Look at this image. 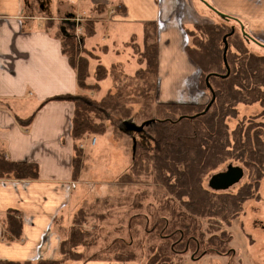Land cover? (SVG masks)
<instances>
[{
  "label": "crops",
  "instance_id": "1",
  "mask_svg": "<svg viewBox=\"0 0 264 264\" xmlns=\"http://www.w3.org/2000/svg\"><path fill=\"white\" fill-rule=\"evenodd\" d=\"M31 1L0 0V147L9 161L35 163L38 167L36 180L0 179V261L8 262L56 258L61 238L54 229L55 220L71 205L77 184L72 177L70 135L74 105L72 100H59L79 94L76 74L62 54L60 41L54 35L56 29L41 24L45 19L33 14ZM203 1L233 19L249 37L264 46V0ZM34 2L41 13L47 11L50 15L54 6L56 16L67 10L79 13L86 6L105 5L108 28L115 29L117 37L129 30L121 43L136 36V29L140 28L142 35L143 25L157 24V102L201 105L208 100L209 95L198 87L201 71L186 52V31L210 18L202 16L200 5L214 13L201 1L200 5L193 0ZM58 4L63 6L58 8ZM111 5H122L124 11L110 10ZM253 45L264 52V48ZM94 55L98 57L94 61L100 63L101 56ZM30 117L28 126L17 121ZM14 211L22 223L19 240L11 239L6 232V216Z\"/></svg>",
  "mask_w": 264,
  "mask_h": 264
},
{
  "label": "rangeland",
  "instance_id": "2",
  "mask_svg": "<svg viewBox=\"0 0 264 264\" xmlns=\"http://www.w3.org/2000/svg\"><path fill=\"white\" fill-rule=\"evenodd\" d=\"M193 1L195 4L200 5L199 0ZM30 3L33 14L40 19H45L41 21L44 27H53L58 33H61L60 28L64 27L70 36H74L77 46L79 44L84 49L83 51L88 53L86 50L88 49L91 50V53L101 56L100 63L108 70V76L100 83V92L98 94L84 92L87 97L91 100L100 99L109 92L111 95H118L127 110L126 118L112 116L110 113H105L104 115L101 111L100 113L104 117L102 124L103 131L96 136L88 135L79 144V148L82 146L83 161L78 176L75 178L77 184L73 192L72 202L63 211L61 218L57 219L54 226L61 241L68 236V229L72 227L73 214L80 208H84L85 212L89 213L88 219H84L85 224L78 226L81 231H86L85 233L88 234L83 245L76 248V251L82 254L78 262L115 261L120 263L148 264L149 257L152 254L160 253L161 245L163 251H166V257L169 258L171 264H227L228 262L231 264H264V169L262 175L259 177L255 171L253 172L249 169L244 158L239 160L229 159L218 164L214 170L202 177L201 185L207 190L209 177L217 172L224 171L228 165L238 166L243 169L244 175L239 183L226 191H218L221 194H235L242 189L250 188L253 194L252 199L250 198L243 202L240 213L229 224H218L214 221H209L207 218H190L188 216L189 209H186L188 199L184 197L178 202L176 206L178 208L177 212L190 219L187 221L188 227L191 229L190 232L194 233L195 237L198 238L195 244L202 245L201 250L206 251L203 252L205 256L199 261L192 260L191 257H198L202 253L201 251H195L194 254L190 251L180 253L179 255L171 254L172 251L169 250L171 246L169 245L177 244H172L171 241L166 240V230L159 228L157 231L158 221L156 218L162 215L169 218L168 213L170 212L167 210L169 208L168 204L166 207L163 204L160 205V196L163 194L167 195L163 186L156 185L153 181L147 180L144 175L140 178L134 177L132 182L128 183L123 180L124 175L131 173L130 169L133 165V158L142 150L152 152L156 149L158 145L157 137L161 135L160 125H156V123L145 128V132H147L150 138L147 141L146 148H144V140L142 142L139 139L140 136L133 135L135 137L134 152L132 150V137L119 130L123 127L122 123L126 121L140 125L147 120L160 119L157 114L152 112L156 105L162 104L156 100L157 74L154 82H152V79L146 81V83L141 79H134L138 68L136 63L137 56L134 54V50L136 44L140 49L142 48L140 28L134 30L137 32L135 33V38L131 39L132 36H130L125 43H121L124 42L129 30H124L123 34L117 37V33L114 32L115 29L111 31L107 26V12L103 14L99 13L95 10L96 5L83 7V10L79 11V13L67 10L56 16L54 6L51 8L52 15H50L46 13L47 11L41 13L34 0ZM114 5L110 6V10L114 8ZM61 6L63 5L58 4V8ZM200 7L202 9V16L208 15L210 18L209 22L207 21L206 23H204L205 19L203 18V24L198 25L223 23L226 25L214 13L201 5ZM64 23H69V25L64 26ZM74 24L75 26H73ZM91 25L94 28V34L88 38ZM228 25H232L239 32L237 24L229 21ZM130 30L132 31L133 29ZM189 31H192V35H196V38L199 36L195 27L190 28ZM194 36L193 38H195ZM193 38L187 37V43H191ZM253 44L251 42L245 43L248 51L257 56L264 57V52L255 48L256 46ZM233 51H235V47L230 46L229 52ZM103 52H110V54ZM114 54L118 55V57L114 56ZM86 58L89 60L87 54ZM189 59L192 61L190 57ZM100 63L90 60L89 77L87 79L89 84L94 83V68ZM111 63L113 64L112 66ZM194 64L200 70L199 66L196 63ZM146 88L148 89L147 92H145ZM262 90L264 92V88ZM205 92L209 95L206 103L194 106L205 107L207 105L211 99V95L209 91ZM145 99H147V102L144 101ZM262 111L259 103L249 105L239 104L236 106L235 116L227 118L226 124L231 154L236 149V144L242 143V146L253 145L255 147V131H258L260 135L259 141L264 146V117H262ZM163 117L165 116H162L161 119ZM174 118H177V116ZM249 128L252 130L249 131L247 136L246 132ZM103 202H105V206L102 205ZM136 205L145 209L133 211L132 206L137 207ZM92 213L93 216L90 217ZM146 216L149 220L145 219L143 221L142 219ZM158 232L159 234L153 235V233ZM222 234L225 236L222 237ZM219 236L221 237L219 238ZM193 244V241H186L183 245ZM209 245H223L222 251L224 253L227 250L229 252L232 250L234 255H231V253L228 255H216L208 252L207 247ZM58 249L59 245L55 260L60 259ZM131 255H135V257L131 258ZM69 263L72 262L64 264Z\"/></svg>",
  "mask_w": 264,
  "mask_h": 264
},
{
  "label": "trees",
  "instance_id": "3",
  "mask_svg": "<svg viewBox=\"0 0 264 264\" xmlns=\"http://www.w3.org/2000/svg\"><path fill=\"white\" fill-rule=\"evenodd\" d=\"M95 10L103 14L108 11V7L96 5ZM112 10L120 12L124 10V7L118 5ZM232 20H223L226 25L224 23L195 25V30L199 35L197 38L196 35H192V31H186L187 37H195L191 43L187 44L186 52L200 68L199 88L203 91H208L205 78L209 76L208 82L214 94V102L210 108L203 115L188 119L187 117L202 113L205 107L184 104L156 105L152 112L160 118L155 121L156 125H160L161 129V135L157 137V148L152 152L144 150L139 152L133 158L131 173L123 176V180L128 183L132 182L134 177L140 178L144 175L147 180L163 186L167 195L163 194L160 196V205L163 204L166 207L168 204L169 208L167 210L170 212L168 213L169 218L165 215L156 218L158 221L157 231L159 228L166 230V240L171 241L172 244H177L169 245L171 246L169 249L172 251L171 254L179 255L180 253H187V251L193 254L195 251L206 252L201 250L202 245L195 244L198 238L195 237L194 233L190 232L191 229L187 223L190 219L177 212L178 208L176 206L182 198L186 197L188 199L186 209L190 210H188L190 218H207L209 221H214L218 224H229L240 213L243 202L252 198L253 194L250 188L242 189L235 194H221L218 191L204 189L201 182L205 174L214 170L218 164L225 160H239L242 158L247 162L249 169L253 172L255 171L257 176L260 177L263 173L264 146L259 141L260 135L258 131L254 133L255 147L253 145L242 146V143L236 144L237 147L234 149L233 154H231L232 152L229 149L226 120L235 116L237 105L259 103L263 110L262 117H264V92L262 90L264 88V57L248 51L245 45L247 43L246 39L241 35L240 28L238 32L232 25H228V22ZM92 25L87 37H91L94 34ZM232 28L234 32L226 40L228 46L226 62L229 73L225 78H220L218 76L226 75L222 60V39L225 35L230 34ZM156 31L157 24L147 23L143 25L142 48L140 49L136 44L135 50L133 49L135 51L134 54L137 56L136 63L138 65L134 79H141L144 83L150 81V79L154 82L157 74ZM54 35L60 41L62 54L75 71L79 90L77 95L59 98V100H72L74 105L70 135L73 142L72 177L75 180L83 161L82 146L79 148V144L88 135L96 136L103 131L104 117L100 112L102 111L104 115L105 113H110L112 116L126 118L127 110L120 97L111 95L109 92L100 99L91 100L87 97L84 92L96 94L100 92L99 83L106 79L108 70L98 64L94 72V83L89 84L87 82L89 62L90 60H98V57L90 51L88 53L83 51L84 49L79 44L78 49L74 36L69 34L67 36L61 35L57 30ZM133 38L135 36L131 37V39ZM230 46L235 47V51L229 52ZM86 54L89 60L86 58ZM147 91L148 89L146 88L145 92ZM146 100L144 101L147 102ZM162 116L165 117L161 119ZM175 116L177 118H174ZM181 117L183 118L178 120ZM31 120L32 117L25 121H17L20 125L28 126ZM250 130L252 129L249 128L246 132L247 136ZM37 178L38 167L35 163L11 162L6 158L3 149L0 147L1 180H36ZM102 205L105 206V202ZM143 209L145 208L141 206H132L133 211H141ZM15 214V211L9 212L6 216V232L11 239L19 240L21 238L22 223L20 216ZM92 216L93 213L90 217ZM88 217L89 213H86L84 208L78 209L73 214L72 227L68 229V236L59 243V260H38L36 262L0 261V264H64L80 260L82 254L77 252L76 248L83 245L88 234L85 233L86 231H81L78 226L85 224L84 219H88ZM145 219L149 220L147 216L142 220L145 221ZM154 234H159V232ZM224 236L222 234V237ZM186 241H193L194 244L183 245ZM207 249L208 252L216 255L229 254V250L225 253L222 251L223 245H209ZM134 257L135 255H131V258ZM148 264H171V262L166 257V251H163V247L160 245V253L152 254L149 257Z\"/></svg>",
  "mask_w": 264,
  "mask_h": 264
},
{
  "label": "water",
  "instance_id": "4",
  "mask_svg": "<svg viewBox=\"0 0 264 264\" xmlns=\"http://www.w3.org/2000/svg\"><path fill=\"white\" fill-rule=\"evenodd\" d=\"M202 3H204V5L206 7H208L210 10H212L220 19L222 20H229L231 19L230 17L218 12L217 10L213 9L210 5H208L206 2H204L203 0H200ZM68 22V21H67ZM60 31L63 35H68L67 31L64 29V27L60 28ZM234 32V29H231L230 34H227L223 37L222 41H223V53H222V60H223V64L224 67L226 69V75L224 76H218V75H214V76H218L220 78H225L228 73H229V68L226 62V53L228 50V46H227V38L232 35V33ZM240 32L241 35L246 39V42H252L254 44H256L259 47L264 48L263 45H261L260 43L254 41L251 37H249L243 30L242 26L240 25ZM80 42H82L80 40ZM208 77L205 78V83H206V87L211 95V99L210 101L207 103V105L205 106L204 110L202 113L196 114L194 116L191 117H187L188 119H193L195 117H198L200 115H203L212 105V103L214 102V94L213 91L211 89V86L209 85L208 82ZM183 117L179 118L178 120H181ZM156 123L155 120H147L145 122H143L140 125H135L133 122L130 121H126L122 123V126L119 130L121 132H123L124 134L130 135L132 137V141H133V148L132 150H135V137L133 135H141L142 133L145 132V128L154 125ZM244 172L243 169L237 166H228L226 167V170L224 172H220L217 174H214L210 177L209 181H208V188L213 190V191H226L229 188H231L232 186L236 185L237 183L240 182V180L243 178Z\"/></svg>",
  "mask_w": 264,
  "mask_h": 264
},
{
  "label": "flooded vegetation",
  "instance_id": "5",
  "mask_svg": "<svg viewBox=\"0 0 264 264\" xmlns=\"http://www.w3.org/2000/svg\"><path fill=\"white\" fill-rule=\"evenodd\" d=\"M64 26H67L68 24L67 23H64L63 24ZM140 136V140L143 142V140H144V148H146L147 147V141H149V135L147 134V132H144V133H142L141 135H139ZM228 166H232V165H228ZM227 166V167H228ZM238 167V166H237ZM226 170V169H225ZM224 170V171H225ZM224 171H220V172H224ZM220 172H217V173H220ZM217 173H215V174H217ZM214 175V174H213ZM212 176V175H211ZM210 176V177H211ZM210 177H209V179H210ZM209 179H208V181H209ZM208 181H207V188H208ZM209 189V188H208ZM209 190H211V189H209ZM213 191V190H212ZM217 192V191H216ZM252 199V198H251ZM249 200V199H248ZM247 201V200H246ZM231 253V255H234L233 254V251L231 250L230 252H229V254ZM203 256H205L204 255V253H202V254H200L198 257H191V259L192 260H195V261H199V260H201L202 258H203ZM229 259V258H228ZM227 264H231L230 262H228Z\"/></svg>",
  "mask_w": 264,
  "mask_h": 264
},
{
  "label": "built area",
  "instance_id": "6",
  "mask_svg": "<svg viewBox=\"0 0 264 264\" xmlns=\"http://www.w3.org/2000/svg\"><path fill=\"white\" fill-rule=\"evenodd\" d=\"M73 26H75V24ZM93 142H94V140H93Z\"/></svg>",
  "mask_w": 264,
  "mask_h": 264
}]
</instances>
